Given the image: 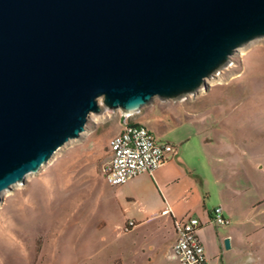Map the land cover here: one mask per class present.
<instances>
[{
    "label": "water",
    "instance_id": "1",
    "mask_svg": "<svg viewBox=\"0 0 264 264\" xmlns=\"http://www.w3.org/2000/svg\"><path fill=\"white\" fill-rule=\"evenodd\" d=\"M260 38L264 0H0V198L91 114L193 95Z\"/></svg>",
    "mask_w": 264,
    "mask_h": 264
},
{
    "label": "rangeland",
    "instance_id": "2",
    "mask_svg": "<svg viewBox=\"0 0 264 264\" xmlns=\"http://www.w3.org/2000/svg\"><path fill=\"white\" fill-rule=\"evenodd\" d=\"M131 118L157 140H174L182 159L203 170L210 205L232 210L230 224L218 226H233L225 259L264 264V38L239 48L205 88L155 99ZM121 119L120 111L91 114L77 139L1 194L0 264H139L119 251L130 226L103 174ZM155 264L175 262L159 256Z\"/></svg>",
    "mask_w": 264,
    "mask_h": 264
},
{
    "label": "crops",
    "instance_id": "3",
    "mask_svg": "<svg viewBox=\"0 0 264 264\" xmlns=\"http://www.w3.org/2000/svg\"><path fill=\"white\" fill-rule=\"evenodd\" d=\"M130 119L134 123L143 122L142 118ZM117 129L119 132L120 128ZM157 141L174 147L163 165L152 173H143L123 185L114 186L112 198L121 223L125 226L133 222L122 236L126 244L119 246L121 255L139 264H155L159 256L178 264L172 254L176 239L174 223L195 217L202 224L196 235L211 264H232L225 259L223 244L228 239L232 246L233 226L218 227L212 223L210 214L214 207L221 206L229 225L232 210L222 201L210 205V185L203 170L182 159L174 140ZM213 183L218 185L217 181Z\"/></svg>",
    "mask_w": 264,
    "mask_h": 264
},
{
    "label": "built area",
    "instance_id": "4",
    "mask_svg": "<svg viewBox=\"0 0 264 264\" xmlns=\"http://www.w3.org/2000/svg\"><path fill=\"white\" fill-rule=\"evenodd\" d=\"M131 116L121 113L120 131L108 144L110 159L103 174L112 187L123 185L143 173H152L163 165L167 154L174 149L170 143H159L152 131L142 124L132 122ZM210 214L215 225L228 224L221 206L214 207ZM128 225L132 227L133 222H128ZM201 225L195 217L174 223L176 239L172 254L178 264H211L196 235Z\"/></svg>",
    "mask_w": 264,
    "mask_h": 264
}]
</instances>
